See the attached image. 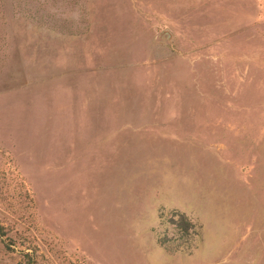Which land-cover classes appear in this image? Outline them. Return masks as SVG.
Returning a JSON list of instances; mask_svg holds the SVG:
<instances>
[{
  "label": "rangeland",
  "instance_id": "obj_1",
  "mask_svg": "<svg viewBox=\"0 0 264 264\" xmlns=\"http://www.w3.org/2000/svg\"><path fill=\"white\" fill-rule=\"evenodd\" d=\"M0 223V264H264V0H0Z\"/></svg>",
  "mask_w": 264,
  "mask_h": 264
},
{
  "label": "trees",
  "instance_id": "obj_2",
  "mask_svg": "<svg viewBox=\"0 0 264 264\" xmlns=\"http://www.w3.org/2000/svg\"><path fill=\"white\" fill-rule=\"evenodd\" d=\"M160 216H162V214H160ZM165 221H169L170 223L178 227L180 236L185 238V241L183 242H188L191 239L192 235H197L199 232V225L192 221L186 214L176 209L170 210L169 215L166 217ZM0 238L4 241V246L10 248L11 239L6 236L2 223H0ZM157 242L165 249H171L169 244L173 242V238L157 236ZM181 244L182 242L178 243L177 246H181ZM19 253V259L15 264H38L34 250L20 248ZM78 262V264H88L83 258H81Z\"/></svg>",
  "mask_w": 264,
  "mask_h": 264
}]
</instances>
